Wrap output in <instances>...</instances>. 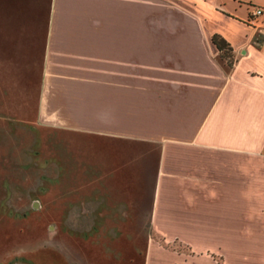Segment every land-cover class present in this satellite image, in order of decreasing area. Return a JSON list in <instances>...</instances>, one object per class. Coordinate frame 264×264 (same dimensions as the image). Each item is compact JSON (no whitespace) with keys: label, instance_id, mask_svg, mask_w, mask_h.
<instances>
[{"label":"crops","instance_id":"crops-1","mask_svg":"<svg viewBox=\"0 0 264 264\" xmlns=\"http://www.w3.org/2000/svg\"><path fill=\"white\" fill-rule=\"evenodd\" d=\"M46 1L36 122L99 140L142 264H264V0Z\"/></svg>","mask_w":264,"mask_h":264},{"label":"rangeland","instance_id":"rangeland-1","mask_svg":"<svg viewBox=\"0 0 264 264\" xmlns=\"http://www.w3.org/2000/svg\"><path fill=\"white\" fill-rule=\"evenodd\" d=\"M47 17L0 0V264H142L146 206L130 212L99 140L36 122Z\"/></svg>","mask_w":264,"mask_h":264},{"label":"built area","instance_id":"built-area-1","mask_svg":"<svg viewBox=\"0 0 264 264\" xmlns=\"http://www.w3.org/2000/svg\"><path fill=\"white\" fill-rule=\"evenodd\" d=\"M247 21L253 25H258L264 22V5H254Z\"/></svg>","mask_w":264,"mask_h":264},{"label":"trees","instance_id":"trees-1","mask_svg":"<svg viewBox=\"0 0 264 264\" xmlns=\"http://www.w3.org/2000/svg\"><path fill=\"white\" fill-rule=\"evenodd\" d=\"M212 39L217 44V46L219 48L224 50V53H227V54L229 53L230 46L228 45L227 41L225 40V38L221 34L214 33L212 35Z\"/></svg>","mask_w":264,"mask_h":264}]
</instances>
